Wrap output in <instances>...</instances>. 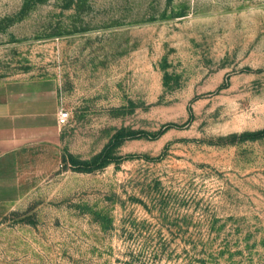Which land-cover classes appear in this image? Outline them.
Listing matches in <instances>:
<instances>
[{"label": "rangeland", "instance_id": "obj_1", "mask_svg": "<svg viewBox=\"0 0 264 264\" xmlns=\"http://www.w3.org/2000/svg\"><path fill=\"white\" fill-rule=\"evenodd\" d=\"M41 80L0 264H264V0H0V86Z\"/></svg>", "mask_w": 264, "mask_h": 264}, {"label": "crops", "instance_id": "obj_2", "mask_svg": "<svg viewBox=\"0 0 264 264\" xmlns=\"http://www.w3.org/2000/svg\"><path fill=\"white\" fill-rule=\"evenodd\" d=\"M60 108L53 81L0 86V211L18 195L21 155L26 144L60 135Z\"/></svg>", "mask_w": 264, "mask_h": 264}, {"label": "built area", "instance_id": "obj_3", "mask_svg": "<svg viewBox=\"0 0 264 264\" xmlns=\"http://www.w3.org/2000/svg\"><path fill=\"white\" fill-rule=\"evenodd\" d=\"M69 118H70V112L66 107L61 106L59 111V123L63 125L69 120Z\"/></svg>", "mask_w": 264, "mask_h": 264}, {"label": "trees", "instance_id": "obj_4", "mask_svg": "<svg viewBox=\"0 0 264 264\" xmlns=\"http://www.w3.org/2000/svg\"><path fill=\"white\" fill-rule=\"evenodd\" d=\"M107 150H105L98 158H97V160L98 159H101V158H105L106 157V155H107V152H106ZM106 161V160H105Z\"/></svg>", "mask_w": 264, "mask_h": 264}]
</instances>
